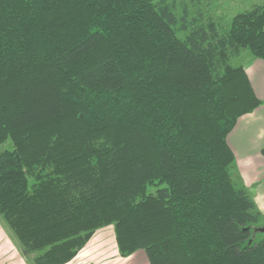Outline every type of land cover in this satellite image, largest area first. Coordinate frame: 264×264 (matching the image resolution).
I'll return each mask as SVG.
<instances>
[{
    "label": "trees",
    "instance_id": "16d2710c",
    "mask_svg": "<svg viewBox=\"0 0 264 264\" xmlns=\"http://www.w3.org/2000/svg\"><path fill=\"white\" fill-rule=\"evenodd\" d=\"M166 0H0V215L34 264L113 225L150 264H264L228 136L264 101V2L186 38ZM27 252V253H26Z\"/></svg>",
    "mask_w": 264,
    "mask_h": 264
},
{
    "label": "rangeland",
    "instance_id": "374dc122",
    "mask_svg": "<svg viewBox=\"0 0 264 264\" xmlns=\"http://www.w3.org/2000/svg\"><path fill=\"white\" fill-rule=\"evenodd\" d=\"M174 11L176 21L173 27L177 35L186 38L197 26H206L214 22L220 33L230 26L233 16L264 0H166ZM255 57L246 49L240 55L234 56V65L245 66ZM13 148V141L8 138L0 143V152ZM234 166V165H233ZM232 166L231 172L235 176ZM264 226V223L260 226ZM22 246L16 241L13 232L8 228L0 215V264H34L35 254H24ZM67 264H150L143 250L129 256H122L118 250L114 226L109 225L99 229L80 253Z\"/></svg>",
    "mask_w": 264,
    "mask_h": 264
},
{
    "label": "crops",
    "instance_id": "0c3cea01",
    "mask_svg": "<svg viewBox=\"0 0 264 264\" xmlns=\"http://www.w3.org/2000/svg\"><path fill=\"white\" fill-rule=\"evenodd\" d=\"M244 68L255 93L264 101V59H252ZM228 142L235 153V176L249 188L264 214V102L238 118Z\"/></svg>",
    "mask_w": 264,
    "mask_h": 264
},
{
    "label": "water",
    "instance_id": "95a60500",
    "mask_svg": "<svg viewBox=\"0 0 264 264\" xmlns=\"http://www.w3.org/2000/svg\"><path fill=\"white\" fill-rule=\"evenodd\" d=\"M258 230H259L260 232H264V226L259 227Z\"/></svg>",
    "mask_w": 264,
    "mask_h": 264
}]
</instances>
